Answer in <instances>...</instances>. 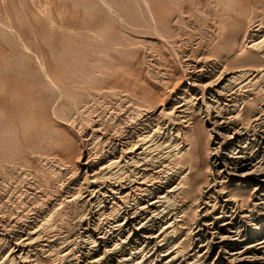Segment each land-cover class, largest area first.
I'll use <instances>...</instances> for the list:
<instances>
[{
    "label": "rangeland",
    "instance_id": "rangeland-1",
    "mask_svg": "<svg viewBox=\"0 0 264 264\" xmlns=\"http://www.w3.org/2000/svg\"><path fill=\"white\" fill-rule=\"evenodd\" d=\"M263 53L264 0H0V264H264Z\"/></svg>",
    "mask_w": 264,
    "mask_h": 264
},
{
    "label": "bare ground",
    "instance_id": "bare-ground-1",
    "mask_svg": "<svg viewBox=\"0 0 264 264\" xmlns=\"http://www.w3.org/2000/svg\"><path fill=\"white\" fill-rule=\"evenodd\" d=\"M255 22V21H254ZM259 29V28H258ZM113 31V30H112ZM97 32V31H96ZM104 33V32H103ZM244 38V37H243ZM252 38V37H251ZM254 38V37H253ZM259 42V41H258ZM257 42V43H258ZM256 43V44H257ZM261 43V42H260ZM263 44V43H262ZM253 45H255V44H253ZM257 47H258V45H257ZM259 47H261L262 48V46H259ZM254 48H256L255 46H254ZM257 49H259V48H257ZM255 50V49H254ZM260 50V49H259ZM262 50L263 49H261V52H262ZM243 51V50H242ZM242 51H241V53H242ZM256 51V50H255ZM259 53L260 52H258V54L257 55H259ZM264 54V53H263ZM263 54H261V55H263ZM239 55V54H238ZM240 56V55H239ZM259 57H261L260 55H259ZM259 60V59H258ZM224 69V68H223ZM249 69V68H248ZM259 68H257V69H249L248 71H244V72H241V79L243 80V81H241L239 84H237V85H235L234 86V83L232 82V80L234 81V80H236L235 79V76H231V75H236L237 73H235V74H233V73H228V74H224V75H222V77H221V81H220V84L218 83V88H219V86L220 85H223L224 83L226 84V82H230V85L228 86V87H220L219 89L220 90H222V92H219L218 93V91L216 92L215 90V92H216V94H219V95H217V98L218 99H220V100H225V102L227 101V102H229V103H231L232 102V100L235 98L234 96H235V94L237 93V92H239L241 89H245V88H247V86H250V84L252 85V83L253 82H255L256 83V85H258L257 84V81H256V79H258V78H260L262 75H263V71H261L260 69L258 70ZM264 69V68H263ZM239 72V73H240ZM239 73H238V75H239ZM236 77H238V76H236ZM240 77H239V79H240ZM262 78V77H261ZM239 79H237V81L239 80ZM260 80V79H259ZM237 81H235V83L237 82ZM219 82V81H218ZM254 84V83H253ZM255 85V84H254ZM196 87V86H195ZM203 88V87H202ZM253 88H254V86H253ZM260 88V87H259ZM258 88V89H259ZM218 89V90H219ZM238 89H240L239 91H238ZM248 89H250V88H248ZM256 89V88H255ZM257 89V90H258ZM245 90H247V89H245ZM244 90V91H245ZM251 90V89H250ZM254 90V89H253ZM255 91V90H254ZM241 92V91H240ZM256 92H258V91H256ZM251 93V92H250ZM221 94V95H220ZM256 94V93H255ZM249 95V94H248ZM252 95H254V93L252 94ZM252 97V96H251ZM255 99H253V101H254ZM245 101V100H244ZM252 101V100H251ZM216 102V101H215ZM235 102V101H234ZM246 102V101H245ZM196 103V102H195ZM187 104V103H186ZM190 106V105H189ZM181 107V106H180ZM208 107H210V106H208ZM178 108H179V106H178ZM212 108V107H211ZM183 109V107H181L180 109H179V116H183V115H185L186 116V114H187V112L186 111H184V110H182ZM213 109V108H212ZM211 109V110H212ZM211 115V114H210ZM210 115H207L206 117L210 120V123H211V121H212V119L213 120H215V118L214 117H211ZM189 117V116H188ZM191 117V116H190ZM252 117V116H251ZM182 118V117H181ZM180 118V119H181ZM218 118H219V116H218ZM184 119V118H183ZM182 119V120H183ZM226 119V118H225ZM237 119V118H236ZM185 120V119H184ZM183 120V121H184ZM189 120V119H188ZM188 120H186V121H188ZM223 120V119H222ZM264 120V110H261V111H257V112H255V115L252 117V121L254 122V123H261V121H263ZM191 121V120H190ZM182 122V121H181ZM218 122H219V120H218ZM223 121H221V123H222ZM229 122H230V120H229ZM252 122V123H253ZM264 122V121H263ZM263 122H262V124L260 125L261 126V128H264L263 127ZM178 123H180V121L178 122ZM182 123H184V122H182ZM186 123H188V122H186ZM185 123V124H186ZM190 123V122H189ZM215 123V122H214ZM214 123H211V126L213 127V124ZM216 123H217V121H216ZM220 124V123H219ZM232 124V123H231ZM181 125H183V124H181ZM236 125V124H235ZM239 125V124H238ZM184 126V125H183ZM187 126V125H186ZM237 126V125H236ZM180 127V126H179ZM233 127V126H232ZM215 129V128H214ZM235 132H234V134H237V135H240V129L238 128V126L237 127H235ZM179 130V129H178ZM182 130V129H181ZM248 130V129H247ZM264 130V129H263ZM260 132V131H259ZM244 133V132H243ZM231 136V135H230ZM151 137V136H150ZM143 141V140H142ZM162 142V141H161ZM163 143V142H162ZM262 144H264V142L262 143ZM138 147V146H137ZM162 147V146H161ZM138 149V148H137ZM153 150V149H152ZM148 151V150H147ZM170 151V150H169ZM152 152V151H151ZM144 153V152H143ZM145 154V153H144ZM230 154V153H229ZM133 155V154H132ZM228 156V155H227ZM129 157V156H128ZM134 161V160H133ZM114 164V163H113ZM136 164V163H135ZM142 165V164H141ZM138 166V165H137ZM226 167V166H225ZM104 168V167H103ZM257 168V167H256ZM225 169V168H224ZM188 170V169H187ZM226 170V169H225ZM189 172V171H188ZM228 171H223V173L224 174H226ZM234 175H232L233 176V178H236L237 180H247V179H253V182L255 183V186H257V187H259V188H261V187H264V176L262 177V176H259V175H256L255 174V172H254V170H253V166L251 167V165L250 164H246V165H238L236 168H235V170H234ZM184 174V173H183ZM189 174V173H188ZM223 175V174H222ZM231 175V174H230ZM186 176V175H185ZM187 177V176H186ZM226 177V176H225ZM184 180V179H183ZM187 180V179H186ZM144 182V181H143ZM251 182V181H250ZM101 188V187H100ZM110 189V188H109ZM112 192V191H111ZM101 194V193H100ZM117 194V193H116ZM162 194V193H161ZM144 196V195H143ZM157 197V196H156ZM169 199V198H168ZM262 199V198H261ZM157 201V200H156ZM160 201V200H159ZM158 201V202H159ZM158 202H156V203H158ZM161 202V201H160ZM153 203V202H152ZM159 205H161V204H159ZM144 207H146V206H144ZM132 211V210H131ZM141 211V210H140ZM138 212V211H137ZM137 214V213H136ZM140 214V213H139ZM158 214V213H157ZM133 215H135V214H133ZM138 217V216H137ZM136 217V218H137ZM133 218H134V216H133ZM142 218V217H141ZM222 218V217H221ZM227 218V217H226ZM243 218V217H242ZM135 219V218H134ZM142 219H144V218H142ZM130 220V219H129ZM128 220V221H129ZM139 220H141V219H139ZM244 220V219H243ZM132 221H133V219H132ZM138 221V220H137ZM103 224V223H102ZM131 224H133V223H131ZM139 224V223H138ZM170 224V223H169ZM143 225H139V227H142ZM138 230V229H137ZM47 231V230H46ZM117 236V235H116ZM151 237V236H150ZM149 237V238H150ZM153 237V236H152ZM41 238V237H40ZM120 238V237H119ZM141 238H143V237H141ZM37 239V238H36ZM54 240V239H53ZM123 240V239H122ZM115 241V240H114ZM139 242H141V241H139ZM97 244V243H96ZM138 244V243H137ZM34 245V244H33ZM118 247V246H117ZM135 247V246H134ZM32 249V248H31ZM36 250H37V248H36ZM127 252V251H126ZM233 254V253H232ZM241 255H242V253H241ZM80 256V255H79ZM203 256V255H202ZM168 258V257H167ZM164 259V258H163ZM238 259V258H237ZM241 259H243V257H241ZM99 260V259H98ZM122 260V259H121ZM169 261L171 260L172 261V259H168ZM96 261V260H95ZM94 261V262H95ZM100 261V260H99ZM130 261V260H129ZM139 261V260H138ZM171 261L170 262H165L164 264H167V263H171ZM240 261V260H239ZM120 262H122V261H120ZM124 263V262H123ZM125 263H127V262H125ZM96 264V263H95ZM120 264V263H119Z\"/></svg>",
    "mask_w": 264,
    "mask_h": 264
}]
</instances>
